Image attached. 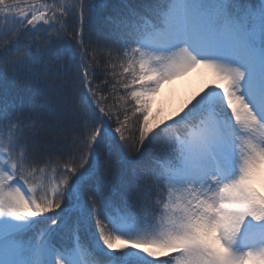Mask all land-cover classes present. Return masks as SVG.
Instances as JSON below:
<instances>
[{"label":"snow or ice","instance_id":"snow-or-ice-1","mask_svg":"<svg viewBox=\"0 0 264 264\" xmlns=\"http://www.w3.org/2000/svg\"><path fill=\"white\" fill-rule=\"evenodd\" d=\"M0 264H264V0H0Z\"/></svg>","mask_w":264,"mask_h":264},{"label":"rangeland","instance_id":"rangeland-1","mask_svg":"<svg viewBox=\"0 0 264 264\" xmlns=\"http://www.w3.org/2000/svg\"><path fill=\"white\" fill-rule=\"evenodd\" d=\"M206 83V79L198 71H193L162 86L160 93L155 97L153 113L163 112L167 115L179 108L180 104L198 91Z\"/></svg>","mask_w":264,"mask_h":264},{"label":"trees","instance_id":"trees-1","mask_svg":"<svg viewBox=\"0 0 264 264\" xmlns=\"http://www.w3.org/2000/svg\"><path fill=\"white\" fill-rule=\"evenodd\" d=\"M120 0H108L110 4H117ZM36 73V83H34L31 87H21L13 88L10 90L9 95L15 96L18 92L22 95L26 96L35 112L37 114H42L46 109H51V106L56 102L57 97L53 92L50 73L46 75L42 67L37 66L34 69ZM27 76L31 78L32 73H27ZM113 180L118 182L119 177H113Z\"/></svg>","mask_w":264,"mask_h":264}]
</instances>
